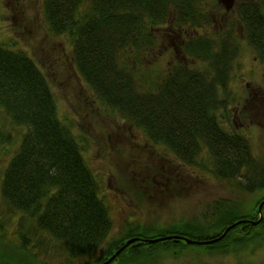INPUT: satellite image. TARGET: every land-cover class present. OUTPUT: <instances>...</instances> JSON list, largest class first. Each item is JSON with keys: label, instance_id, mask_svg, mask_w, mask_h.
<instances>
[{"label": "trees", "instance_id": "16d2710c", "mask_svg": "<svg viewBox=\"0 0 264 264\" xmlns=\"http://www.w3.org/2000/svg\"><path fill=\"white\" fill-rule=\"evenodd\" d=\"M42 4L45 31L69 40L74 67L91 91V102H100L150 142L163 145L180 171L196 173L184 166L203 172L199 166L204 165L215 178L246 192L264 188V160L253 155L230 114V107L238 108L243 98L240 88L230 91L241 41L255 58L264 59L260 1L242 0L224 13L217 0H42ZM165 57L172 65L162 73L157 68ZM253 86L264 102V79ZM241 113L250 117L245 109ZM2 114L0 159L8 160L1 180L7 209L0 216V230L10 219L7 215L15 217V230L7 240L0 234V264H101L133 237L142 240L135 242V256L146 250L153 255L175 240L150 244L144 239L166 235L211 239L242 217L256 216H240L239 210L225 209L228 203L223 201L212 206L218 216L203 221L204 228L196 216L161 229L136 219L126 221L110 238L113 221L101 195V181L84 156L87 139L81 131L74 132L72 119L59 116L56 96L37 62L25 50L0 42ZM226 123L234 127L229 130ZM241 223L206 249L227 252L234 236L242 242L244 236L251 237L256 226ZM238 230L243 236L235 235ZM48 241L53 248L62 247L56 253L58 261L40 257L49 255Z\"/></svg>", "mask_w": 264, "mask_h": 264}, {"label": "rangeland", "instance_id": "374dc122", "mask_svg": "<svg viewBox=\"0 0 264 264\" xmlns=\"http://www.w3.org/2000/svg\"><path fill=\"white\" fill-rule=\"evenodd\" d=\"M258 1L264 7V0ZM205 2L210 3L211 0ZM219 4L223 8V13L230 12L235 6L234 3L233 8L227 11L221 3ZM42 14V0H0V42L25 50L37 62L56 96L59 116L62 119H72L75 122L74 132L81 134L79 133L81 131L87 139L88 149L84 156L102 184L101 195L109 207L113 221L110 238L121 232L126 221L136 219L145 226L161 229L169 223L196 216L204 228L207 223L203 221L218 216L213 212L212 206L223 201L228 203L225 209L231 208L237 212L239 210L240 216L256 214L253 219L242 217L241 221L237 220L229 224L224 230L225 232L230 227L226 234L238 228L242 221L250 225L248 221H257L260 214L264 219V201H262L264 188L252 193L246 192L227 181L215 178L204 165L199 166L203 172L197 171V168L191 170L180 165L187 171L196 172L193 173L194 175L180 171L173 164H177L174 156L163 145L150 142L140 129L130 125L117 113L108 112L100 102H91V91L74 67L69 40L64 36L54 38L47 34ZM213 30L217 31L216 24L213 25ZM195 33H200V30H196ZM241 42V52L235 57L232 67L234 73L230 91L240 88L239 92L242 93L243 98L238 108L230 107V114L236 128H239V132L249 141L253 155L264 160V102L254 94L257 87L253 86L264 79V59L255 58L247 48L245 40ZM170 61L171 59L165 57L157 69L167 73L172 65ZM251 92L253 95L249 94ZM257 98L259 101H255ZM243 109L253 118L254 125L257 122L262 123L257 129L254 125H250L252 120L250 117L242 116ZM0 119L4 122L5 116L0 115ZM241 123L244 125L242 126ZM226 124L229 128L228 123ZM234 125H231L229 130ZM5 127L7 128L6 125ZM1 156L0 151V158ZM7 160L8 156L0 159L1 217L7 209L1 196L2 172ZM260 202L262 207L259 210ZM7 216L10 219L3 222L4 230H0V234H4V240H7L15 230V222L13 223L15 217ZM260 223L261 221L256 225H250V228L256 226V229L254 227L250 231L251 237L244 236L246 237L244 242L234 236L227 252L206 249L207 245L216 241L211 244H196L186 242L183 238L194 241L209 239H194L189 236L176 239L174 238L177 237L176 235H166L169 236L166 240L173 238L175 242L168 246L169 248L158 247L160 252L157 253L156 250L154 256L147 250L135 256L134 247L137 238L135 242L125 246L109 264H122L125 263L124 261L129 262L127 264H264V226L257 227ZM211 226H216V222ZM239 230L234 231L235 235L243 236L244 231ZM255 231H260V235L252 236ZM52 243L48 241L49 255L40 257L42 259L49 257L58 261L55 257L62 247L56 245L53 248ZM149 254L152 257L147 258Z\"/></svg>", "mask_w": 264, "mask_h": 264}, {"label": "water", "instance_id": "95a60500", "mask_svg": "<svg viewBox=\"0 0 264 264\" xmlns=\"http://www.w3.org/2000/svg\"><path fill=\"white\" fill-rule=\"evenodd\" d=\"M219 3H221L225 9L227 11H230L233 6H234V3H235V0H218ZM262 207V203H260L259 205V210L261 209ZM262 219V215L260 214V217L257 221H248L251 225H256L257 223H259ZM230 228V227H229ZM229 228L220 236L218 237H215V238H212V239H209V240H204V241H197V240H190L188 238H183V237H174V238H183L186 242H189V243H196V244H211L215 241H218L220 240L225 234L226 232L229 230ZM167 238H169V236H165V237H158V238H155V239H144V241H147L149 243H153V242H156V241H160V240H166ZM137 240V238H131V239H128L126 241V243L120 247L119 249H117L113 255L111 257H109L106 261H104L102 264H109L114 258H116V256L120 253V251L125 247L127 246L128 244L132 243L133 241L135 242Z\"/></svg>", "mask_w": 264, "mask_h": 264}, {"label": "flooded vegetation", "instance_id": "af4514ba", "mask_svg": "<svg viewBox=\"0 0 264 264\" xmlns=\"http://www.w3.org/2000/svg\"><path fill=\"white\" fill-rule=\"evenodd\" d=\"M238 2L237 1H235V5L237 4ZM251 225V224H250Z\"/></svg>", "mask_w": 264, "mask_h": 264}]
</instances>
